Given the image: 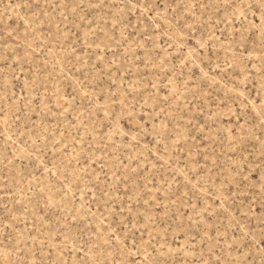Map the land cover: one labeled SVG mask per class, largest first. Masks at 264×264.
<instances>
[{
  "label": "rangeland",
  "instance_id": "obj_1",
  "mask_svg": "<svg viewBox=\"0 0 264 264\" xmlns=\"http://www.w3.org/2000/svg\"><path fill=\"white\" fill-rule=\"evenodd\" d=\"M0 264H264V0H0Z\"/></svg>",
  "mask_w": 264,
  "mask_h": 264
}]
</instances>
